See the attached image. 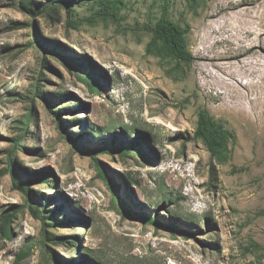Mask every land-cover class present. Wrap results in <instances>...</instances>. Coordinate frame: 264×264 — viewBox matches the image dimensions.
<instances>
[{"label":"rangeland","instance_id":"1","mask_svg":"<svg viewBox=\"0 0 264 264\" xmlns=\"http://www.w3.org/2000/svg\"><path fill=\"white\" fill-rule=\"evenodd\" d=\"M22 1L0 0V264H264V0Z\"/></svg>","mask_w":264,"mask_h":264},{"label":"trees","instance_id":"2","mask_svg":"<svg viewBox=\"0 0 264 264\" xmlns=\"http://www.w3.org/2000/svg\"><path fill=\"white\" fill-rule=\"evenodd\" d=\"M102 2V9L100 14L105 15H114L117 16L116 12H112L113 8L116 6V3L119 0H100ZM33 0H26L22 1L25 7H28L29 9H32L30 5L32 4ZM68 5L69 3L66 2ZM113 4V5H112ZM69 7V5H68ZM70 9V7H69ZM80 20L70 18L68 20L69 23H72V25H75L76 22H79ZM150 31H152L156 38L161 39L166 46L167 50L176 58L184 60V61H192L194 59L193 54L188 49V41H187V33L189 31V25H186L185 27H182L180 24L173 22L171 20H168L166 18L158 21L154 26L148 27ZM46 59L43 60V64L46 65ZM81 79L86 82L90 87H93V84L98 83V78H96L94 75L91 76L88 73H85V76H81ZM100 87V86H99ZM37 94H42L43 90L40 86L36 89ZM57 113V112H56ZM59 114V113H58ZM31 112H29L26 115L25 120H21L20 123L22 124V130L23 132H26L28 129L29 122L31 121ZM228 130L225 128V124L223 121L213 118L207 109H203L198 118V127L196 130V134L200 137H202L206 143L208 144L209 148L212 151H215L216 148H222L225 147L228 140ZM25 134H22L16 141L15 147H23L22 140L24 138ZM137 139H132L130 142V146L126 148L128 149H134L136 147ZM104 149V148H103ZM125 151V150H124ZM126 152V151H125ZM13 152H11V155ZM9 171L15 172L14 169V162L12 157H9L8 161V168ZM35 179L29 180L33 181ZM17 185V184H16ZM28 184H25V186H22V189L27 192ZM128 210H130L132 213H135L132 208L129 206H126ZM34 213H39V210L36 208H33ZM18 212V207H13L11 210H8L4 213L2 216V232L3 234L10 235V223L15 217L16 213ZM142 213V212H141ZM140 215H143L141 214ZM39 215V214H38ZM41 215V214H40ZM49 215H43L44 219H47ZM150 222H154V217L147 218ZM165 226H168L171 230H178L179 226L174 223H167L164 224ZM54 238H58V236H54ZM43 244H46L44 241ZM87 252L89 250L84 249L82 254L85 256L87 255ZM92 252V251H90ZM29 254V250H23L22 253H20V257L18 259L22 260Z\"/></svg>","mask_w":264,"mask_h":264}]
</instances>
